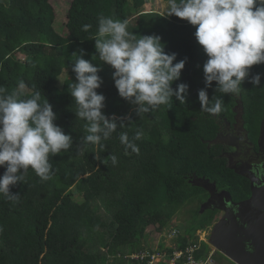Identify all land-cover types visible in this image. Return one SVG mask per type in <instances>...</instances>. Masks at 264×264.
<instances>
[{
  "label": "trees",
  "instance_id": "16d2710c",
  "mask_svg": "<svg viewBox=\"0 0 264 264\" xmlns=\"http://www.w3.org/2000/svg\"><path fill=\"white\" fill-rule=\"evenodd\" d=\"M54 1L0 0L3 94H10L21 81L27 86L26 97L40 91L41 101L47 100L56 114L54 123L73 138L67 152L50 155L51 179L42 180L29 168L22 182L10 186L11 193L20 195L18 201L0 193V264H147V258L137 261L129 254L151 249L146 245V228L163 230L185 205L191 206V222L178 226L182 231L176 243L165 250L170 256L185 250L190 240L200 246L195 252L200 256L208 245L195 232L207 228L216 211H201L205 189L189 178H208L234 198L244 192L242 177L227 165L220 143L211 141L218 130L216 116L231 118L237 98L245 123H252L248 126L263 118L264 63L250 69V75L260 74L259 87L246 78L239 95L216 92L213 81L207 89L210 103L222 98L224 110L209 114L201 110L198 99L199 90L205 88L203 64L208 57L195 38V26L174 15L143 11L144 0H69L66 32L60 33L53 25ZM101 15L127 20V30L138 38L159 36L165 53L177 54L174 63L186 59L180 79L172 85L174 89L179 83L189 86L185 104L173 97L170 105L136 115L114 86L115 70L98 58L93 38ZM84 25L91 27L84 31ZM81 49L82 58L102 69L98 75L103 83L96 91L105 96L104 114L118 118L116 131L99 145L81 142L88 134L87 121L76 117L77 105L68 88L76 82L72 54H80ZM137 131L143 132L134 141L138 153L126 150L119 139L127 133L131 140ZM112 155L117 157L115 165ZM5 171L6 165L0 166V176ZM191 191L194 197L188 196Z\"/></svg>",
  "mask_w": 264,
  "mask_h": 264
},
{
  "label": "clouds",
  "instance_id": "9594fccd",
  "mask_svg": "<svg viewBox=\"0 0 264 264\" xmlns=\"http://www.w3.org/2000/svg\"><path fill=\"white\" fill-rule=\"evenodd\" d=\"M165 15H174L195 26V38L208 57L203 64L205 88L198 92L202 111L219 114L224 110L222 98L217 97L210 103L207 89L212 87L213 81L215 91L222 94L239 95L242 83L249 77V83L259 87L260 74L250 75V69L264 63V0H168ZM90 27L84 25L83 30L88 31ZM127 27V20L101 15L93 38L99 60L115 70L113 80L119 96L134 106L137 116L161 105H170L173 97L185 104L189 86L179 83L174 89L172 85L180 79L186 59L174 63L177 54L165 53L159 36L138 38ZM84 54L83 49L80 54H72L71 71L75 73L76 82L68 88L77 105L76 117L87 121L88 134L81 142L85 146L99 145L116 131L118 118L104 114L105 96L96 91L103 83L98 75L102 69L82 58ZM95 58L94 55L92 59ZM26 87L21 81L10 94H3L0 88V166L6 165V171L0 176V193L12 201H18L20 195L11 193L10 186L22 182L29 168L42 180L51 179L50 155L67 152L73 144L72 136L54 123L56 114L47 100L41 101L40 91L26 97ZM142 135V131H137L130 140L127 133H121L119 139L126 150L138 153L134 141L140 140ZM111 160L114 165L117 163L115 155ZM262 165L264 162L258 166ZM212 226L211 223L209 228ZM172 229L181 233L177 227H171L170 231ZM196 234L199 241L208 245L204 254L212 252L215 256L217 249L205 236L200 239V234Z\"/></svg>",
  "mask_w": 264,
  "mask_h": 264
},
{
  "label": "flooded vegetation",
  "instance_id": "af4514ba",
  "mask_svg": "<svg viewBox=\"0 0 264 264\" xmlns=\"http://www.w3.org/2000/svg\"><path fill=\"white\" fill-rule=\"evenodd\" d=\"M231 111L233 113L231 118L225 115L216 116L218 130L215 137H217V143L221 145V155L225 156L230 169L242 177L245 188L240 196L234 198L230 191L225 188H219L214 181L198 177L209 181L205 183L208 186H206L207 189L205 190L206 195L200 202V208L202 212L205 209L216 211L218 217L212 221V225L223 214V211L216 206L222 207L227 203H231V205L241 204L242 201L247 200L252 195L253 188L264 196V165L258 166L260 162H264V141L260 137V133L264 129V114L257 125V129L252 130L248 129L249 126L245 123L243 105L239 98L231 107ZM221 136H224V139L220 140ZM189 180L195 183L193 178L190 177ZM206 201L210 202V207L206 206ZM262 204H264V200ZM258 211H264V208H260ZM209 234L210 231L208 237Z\"/></svg>",
  "mask_w": 264,
  "mask_h": 264
},
{
  "label": "water",
  "instance_id": "95a60500",
  "mask_svg": "<svg viewBox=\"0 0 264 264\" xmlns=\"http://www.w3.org/2000/svg\"><path fill=\"white\" fill-rule=\"evenodd\" d=\"M260 137L264 141V129ZM198 185L206 188L204 183ZM263 200L253 188L252 195L241 204L216 206L223 214L212 226L208 242L235 264H264V211H258L264 208ZM206 206L210 207V202Z\"/></svg>",
  "mask_w": 264,
  "mask_h": 264
},
{
  "label": "rangeland",
  "instance_id": "374dc122",
  "mask_svg": "<svg viewBox=\"0 0 264 264\" xmlns=\"http://www.w3.org/2000/svg\"><path fill=\"white\" fill-rule=\"evenodd\" d=\"M145 2L143 3V5L141 6L140 9H142L143 11H150V10H155L158 11L160 13H164L166 14V10L168 7V0H144ZM69 0H55L53 2V6L55 9V15H54V28L60 32V33H65L66 29L63 27L65 21H66V17H65V13H66V7L68 5ZM17 55L19 56V54L17 53ZM248 124H252L251 122L247 123ZM248 129H252V130H256L257 129V125H251L249 126ZM225 136V135H224ZM224 136L220 137V140L224 139ZM211 142H218L217 141V137L213 138ZM193 178V181L195 182L194 184H198V183H208V180H202L196 176H191ZM212 183V182H210ZM212 185V184H211ZM208 186V185H205ZM201 198H202V191L200 193H198ZM188 196L194 197L195 196V191H191L188 193ZM77 200H80V196H76L75 197ZM191 206L189 205H185L184 207L181 208V210L179 212H177L172 218L171 220L168 222V224L165 226V230L163 231H158L157 229L155 230V226L153 225H149L146 228L147 231V242L149 247L151 248H166V247H170L172 245H174L176 242V236L177 233L173 236H171L170 238L168 237V234L171 233L170 229L171 227H177L178 226H183V223L185 222H191L192 219V214L193 212H191L190 209ZM188 209V210H187ZM219 214V212H218ZM218 217L217 213H216V218ZM181 230V228H179ZM182 231V230H181ZM209 231V226L203 231V230H196L195 233H199L201 237L205 236V239L208 240V236H206L207 232ZM160 244H163L162 246H160ZM214 256V260H215V264H235L233 263L231 260L227 259L223 254H221L219 251H216Z\"/></svg>",
  "mask_w": 264,
  "mask_h": 264
},
{
  "label": "built area",
  "instance_id": "2783aa9c",
  "mask_svg": "<svg viewBox=\"0 0 264 264\" xmlns=\"http://www.w3.org/2000/svg\"><path fill=\"white\" fill-rule=\"evenodd\" d=\"M177 230L172 229L171 233L168 234L169 237L175 235ZM200 239H204V236H199ZM171 247V246H170ZM166 248L160 249L158 247L140 250L129 254V257L136 259L137 261H142L147 258V264H215L214 256L212 252L207 254L202 253L200 256L196 257L195 252L199 249V245L196 242L189 243L185 250H175L172 255H168ZM194 253V254H193Z\"/></svg>",
  "mask_w": 264,
  "mask_h": 264
},
{
  "label": "crops",
  "instance_id": "0c3cea01",
  "mask_svg": "<svg viewBox=\"0 0 264 264\" xmlns=\"http://www.w3.org/2000/svg\"><path fill=\"white\" fill-rule=\"evenodd\" d=\"M216 264H218V263H216Z\"/></svg>",
  "mask_w": 264,
  "mask_h": 264
}]
</instances>
